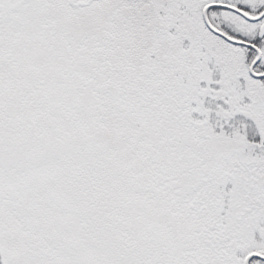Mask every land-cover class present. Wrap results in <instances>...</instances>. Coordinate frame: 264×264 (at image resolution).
Segmentation results:
<instances>
[{
  "label": "snow or ice",
  "instance_id": "6c2138e0",
  "mask_svg": "<svg viewBox=\"0 0 264 264\" xmlns=\"http://www.w3.org/2000/svg\"><path fill=\"white\" fill-rule=\"evenodd\" d=\"M0 264H264V0H0Z\"/></svg>",
  "mask_w": 264,
  "mask_h": 264
}]
</instances>
